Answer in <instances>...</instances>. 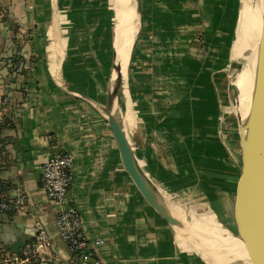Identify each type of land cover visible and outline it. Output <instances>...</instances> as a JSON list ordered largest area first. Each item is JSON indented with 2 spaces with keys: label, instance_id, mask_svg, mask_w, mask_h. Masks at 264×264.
<instances>
[{
  "label": "crops",
  "instance_id": "1",
  "mask_svg": "<svg viewBox=\"0 0 264 264\" xmlns=\"http://www.w3.org/2000/svg\"><path fill=\"white\" fill-rule=\"evenodd\" d=\"M231 5L142 0L122 112L131 104L133 125L126 128L152 183L189 212H202L188 213L194 232L228 249L234 243L238 254L189 243L146 201L123 165L106 116L116 37L123 47L114 0H2L0 115H11L13 124L0 134V182L11 197L20 184L29 207L25 214L0 215L1 242L20 251L45 228L55 244L43 264H88L57 235L58 211L73 205L88 236L104 240L97 248L104 264H248L243 256L251 264L244 242L232 234L235 222H228L242 162L226 72L236 23ZM61 152L74 157L75 182L58 204L42 188L41 174ZM166 199L185 219V208Z\"/></svg>",
  "mask_w": 264,
  "mask_h": 264
},
{
  "label": "water",
  "instance_id": "2",
  "mask_svg": "<svg viewBox=\"0 0 264 264\" xmlns=\"http://www.w3.org/2000/svg\"><path fill=\"white\" fill-rule=\"evenodd\" d=\"M141 9L142 0H139L138 11L140 14V28L131 50L128 71L130 70L134 48L141 32ZM117 56L118 53L115 45L113 69L108 85L106 116L113 131L126 171L146 201L166 219L182 237L186 240L191 239V244L194 243L193 241H198L219 249L221 252L233 253L234 250L225 248L226 246L219 240L205 233L194 232V230L190 228L188 213L195 211L192 210L189 212L184 207L187 212L185 219L177 217L171 212L163 198L166 197L171 202L181 206L183 205L159 190L142 169L133 150L131 139L122 115L117 109L118 90L116 85L117 79L122 77L123 72L122 61L118 60ZM115 73H117V76L114 79ZM235 88V84L231 81L232 110L239 123L242 165L234 204L236 232H231L236 238L244 242L251 264H264V16L262 19V31L259 40L257 68L251 106L247 116L243 118L236 111L238 98L234 99ZM215 220L221 226L227 228L218 219ZM34 236L35 235H33V237ZM239 248L241 250L240 245ZM240 260H244L250 264L245 256L240 258Z\"/></svg>",
  "mask_w": 264,
  "mask_h": 264
},
{
  "label": "built area",
  "instance_id": "3",
  "mask_svg": "<svg viewBox=\"0 0 264 264\" xmlns=\"http://www.w3.org/2000/svg\"><path fill=\"white\" fill-rule=\"evenodd\" d=\"M2 0H0V17H3ZM6 101V100H5ZM8 102V100L6 101ZM7 126L13 124L11 115H0V120H6ZM74 157L68 152L51 156L42 167L41 184L48 198L58 204L65 202L75 182ZM15 196L0 194V215L25 214L29 207L27 195L20 188ZM58 237L68 244L72 254L88 264H104L99 255L98 246L104 244L102 238L91 239L84 228L83 216L76 206L61 208L56 216ZM55 239L45 228H40L34 238L20 250L15 251L0 241V264H43L51 252Z\"/></svg>",
  "mask_w": 264,
  "mask_h": 264
},
{
  "label": "bare ground",
  "instance_id": "4",
  "mask_svg": "<svg viewBox=\"0 0 264 264\" xmlns=\"http://www.w3.org/2000/svg\"><path fill=\"white\" fill-rule=\"evenodd\" d=\"M114 1H115L116 12H118L121 17V19L118 18L116 20V28H117L116 30L118 31V34L121 37L123 43L122 45L123 47L121 49L119 45V38L116 37L115 45L118 53L117 57L118 60L122 61L123 64L122 77H119L117 79V85H116L118 90L117 109L119 113H121L122 118L124 117L123 120L126 127L130 128L133 125L134 116H133V112H131V104H127L125 106L126 109L124 113L122 112L123 109L122 93L124 91L128 72H129L128 60L130 57V52L132 50V45L135 41L136 35L139 31V11H138L139 0H114ZM241 3L242 4L239 13L238 27L236 31L235 40L232 46L231 60L228 64V69L233 78L232 82L235 84L238 90L236 111L243 118L247 116L251 106L252 93H253L256 68H257L259 40L262 31V19L264 16V0H242ZM116 76L117 73L114 74V79L116 78ZM163 199L165 203L168 205L169 210L173 212L177 217H179L176 214V211L174 207L170 204V202L166 198ZM199 213L200 212L197 213L190 212L189 214L193 218H196V216ZM197 221L198 220L196 219V222ZM207 222H205V224ZM210 228H214V227H210ZM217 230L218 229H216V233ZM211 231H213V229H211ZM213 233L215 235V229ZM234 245L235 244L233 243V246L230 247V249L236 251L234 249ZM208 247L212 248L211 246ZM230 254L236 256L238 253L235 252ZM216 259L217 261L221 262L220 255H218Z\"/></svg>",
  "mask_w": 264,
  "mask_h": 264
},
{
  "label": "rangeland",
  "instance_id": "5",
  "mask_svg": "<svg viewBox=\"0 0 264 264\" xmlns=\"http://www.w3.org/2000/svg\"><path fill=\"white\" fill-rule=\"evenodd\" d=\"M233 1L235 2V4L233 3ZM230 2H232V5H231V9H232V12L234 13V16L236 17V23H235V26H234V30H233V34H232V37L234 38L233 40H231V46H233V43H234V40H235V36H236V31H237V24H238V19H239V13H240V8H241V2H242V0H230ZM201 33H199V35L197 36L198 37V42L199 43H201V44H204L202 41H203V34H202V30L200 31ZM139 38V37H138ZM150 48H152V46H150ZM226 72H227V74L229 75V79H228V81L229 82H231L232 81V79L233 78H231L232 77V75H231V73L228 71V69H226ZM235 91H234V99H237V96H238V90H237V88H235L234 89ZM125 109H126V107H124V111H125ZM128 130V129H127ZM128 133H130L129 132V130H128ZM230 157L232 158V157H234V155H230ZM235 158V157H234ZM237 158V157H236ZM238 162H239V160H238ZM240 165H242V162L240 163ZM183 207H185L186 208V206H184L183 205ZM187 209V208H186ZM201 214H202V212H200ZM233 217H234V214H233ZM228 219V218H227ZM219 220V219H218ZM228 222L229 223H232L233 224V222H235V219L234 220H229L228 219ZM222 224H223V222H221ZM224 225V224H223ZM234 233H235V230H232ZM188 241H189V243H192L191 242V239H188ZM198 242V241H197ZM201 243V242H200ZM212 247V246H211ZM212 248H214V247H212ZM209 249H211L210 247H209ZM216 250H218V251H220L219 249H216ZM210 251H212V249L210 250ZM236 251H233V253H235ZM232 253V252H231ZM217 262V261H216ZM235 262H237V260L236 261H234L233 263H230V264H234ZM221 263V262H220ZM217 264H219V263H217Z\"/></svg>",
  "mask_w": 264,
  "mask_h": 264
},
{
  "label": "trees",
  "instance_id": "6",
  "mask_svg": "<svg viewBox=\"0 0 264 264\" xmlns=\"http://www.w3.org/2000/svg\"><path fill=\"white\" fill-rule=\"evenodd\" d=\"M7 121H8V119L3 120V121L0 120V134L2 132V129L7 126ZM0 140H1V135H0ZM0 151H1V141H0ZM4 187H5V183L0 182V194L4 193V191H5Z\"/></svg>",
  "mask_w": 264,
  "mask_h": 264
}]
</instances>
